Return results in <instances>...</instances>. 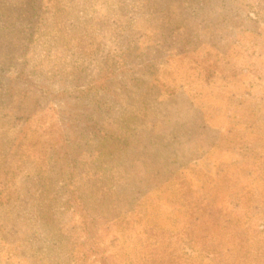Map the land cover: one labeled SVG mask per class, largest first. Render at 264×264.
I'll return each instance as SVG.
<instances>
[{
	"label": "rangeland",
	"instance_id": "obj_1",
	"mask_svg": "<svg viewBox=\"0 0 264 264\" xmlns=\"http://www.w3.org/2000/svg\"><path fill=\"white\" fill-rule=\"evenodd\" d=\"M213 251L264 264V0H0V264Z\"/></svg>",
	"mask_w": 264,
	"mask_h": 264
},
{
	"label": "trees",
	"instance_id": "obj_2",
	"mask_svg": "<svg viewBox=\"0 0 264 264\" xmlns=\"http://www.w3.org/2000/svg\"><path fill=\"white\" fill-rule=\"evenodd\" d=\"M234 248H236V247H234ZM241 249H243V246H241ZM212 254H213L214 257L209 260V264H227L226 263L227 261H225V259L222 258L221 252L220 253H216V251H213ZM246 255L241 257V258L242 259H245V258L247 259ZM160 260L163 261L162 264H164V260L165 259H160ZM168 262H169V264H179V263L175 262L173 260V258L171 260H169ZM143 264H146V262H143ZM147 264H156V260L155 261H151L150 263L147 262Z\"/></svg>",
	"mask_w": 264,
	"mask_h": 264
}]
</instances>
